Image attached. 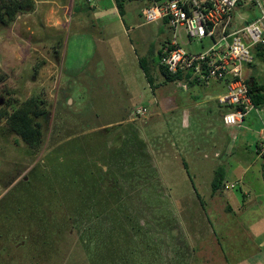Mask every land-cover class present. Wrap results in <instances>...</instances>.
<instances>
[{"label":"rangeland","instance_id":"rangeland-1","mask_svg":"<svg viewBox=\"0 0 264 264\" xmlns=\"http://www.w3.org/2000/svg\"><path fill=\"white\" fill-rule=\"evenodd\" d=\"M74 4L77 10L58 27L53 5L37 4L8 27L0 26V111L5 112L0 120V264L264 262L254 238L258 212L244 222L225 209L227 195L242 199L239 183L215 195L211 188L217 169L224 171L225 186L234 184L235 175L247 168L239 154L244 147L238 148L243 128L220 124V131L213 116L207 128L200 121L184 137L166 130V114L151 120L148 113L137 112L131 123H122L126 119L121 109L126 104L121 101L124 74H134L143 82L145 104L153 100L143 74L136 73L140 66L126 69L125 63L147 50L157 65L165 40H172L162 23L145 24L141 6H149L150 1L132 0L124 18L106 14L92 23L80 18L78 9L84 10V0ZM258 14L253 6L239 9L235 20L254 21ZM181 33V45L188 51L199 53L211 46L209 39L189 44ZM245 77L264 83V63L255 61ZM151 80L154 87L165 85L158 66L152 69ZM36 94L46 101L51 122L44 144L33 154L10 130L6 112ZM259 115L257 127L264 122V109ZM225 136L236 153L215 158L214 146L210 147L222 146ZM257 136H244L252 161L257 158ZM91 143L100 144L101 152L86 157ZM172 143L176 150L179 144L188 145H183L187 155L164 158L161 153ZM139 144L144 145L140 151L134 148ZM150 145H157L155 154ZM197 151H206L208 159L197 156ZM82 156L90 163H80ZM181 160L188 162L186 169ZM255 162L246 173L249 177L264 175V164ZM87 173L101 194L107 189L113 193L103 202L104 209L90 206L89 198L90 203L77 210L76 188L68 182L70 175ZM109 175H122V179L111 176L109 188L103 191L93 179ZM231 204L235 207L234 201ZM65 213H73L72 221L62 219Z\"/></svg>","mask_w":264,"mask_h":264},{"label":"built area","instance_id":"built-area-1","mask_svg":"<svg viewBox=\"0 0 264 264\" xmlns=\"http://www.w3.org/2000/svg\"><path fill=\"white\" fill-rule=\"evenodd\" d=\"M255 7L258 17L242 24L235 20L239 9ZM146 24L165 22L172 40L164 49L161 65L173 75H181L183 88L190 82L210 84L222 82L226 92L219 102L228 107L224 124L242 127L252 112L263 109L254 105L245 77L246 69L253 64V48L264 45V4L261 0H164L153 1L143 10ZM189 40L209 39L211 46L196 53L181 45L182 33ZM147 113L146 108L137 110L138 115ZM258 150L264 152V129ZM235 184L225 188L233 189Z\"/></svg>","mask_w":264,"mask_h":264},{"label":"crops","instance_id":"crops-1","mask_svg":"<svg viewBox=\"0 0 264 264\" xmlns=\"http://www.w3.org/2000/svg\"><path fill=\"white\" fill-rule=\"evenodd\" d=\"M35 4L45 5V8L48 5H53L51 7L54 8L55 14L57 16L58 23L55 25L58 27L60 24H63L62 21H65V19H68V14L75 12L77 10L75 6L76 0H33ZM132 0H122L123 8L122 11H120L117 0H84L85 8L84 10L78 9L81 14V19L86 18L91 23L96 18H104L105 15H118L119 17L124 18L126 15V8H129V3ZM86 6L88 7L86 9ZM144 6H141V16L143 18V8ZM147 7V6H146ZM49 10H45V13H48ZM31 13V12H30ZM78 14V15H79ZM84 14V15H83ZM106 22L103 21V24ZM162 23L164 26H167L165 22H159ZM146 24V23H145ZM104 26V25H103ZM106 26H104L105 28ZM169 29V28H168ZM170 31V30H169ZM171 32V31H170ZM101 34V33H100ZM102 35V34H101ZM171 41L165 40L166 45L164 48L167 47V45ZM146 51V54L137 55L136 57L132 58L130 62H126V69L130 65L131 68L136 64L140 66L141 71H136V73L143 74L142 76L145 78V82L149 84L150 91L153 93V100L145 104V86L143 85V82L138 81V79H135L134 74H127L123 75L122 79H124V89L122 90L123 93H121V101H126V104L121 105V109H125L124 116L126 119L122 121V123H131L133 121V116L136 114L137 110L140 108H146L148 116L151 117L150 119L153 120L154 117H164L163 115L166 114V126L167 131H174V132H181L187 137L190 136L193 133V127L196 123H199L200 121H203V127H205L208 121L212 119L214 116V120L218 119V127L221 131L220 124H223L225 127H228L224 124L223 117L228 112V107L223 106L219 99L220 97L226 92V86L222 82H212L210 84H198L195 82H190L188 84L187 88L182 87V83L180 82H168L165 83V85L161 87H154L152 86V80L151 77L148 79L146 76L143 68L140 65V59L142 57H145L149 54V52ZM161 64V59L160 63ZM157 66V65H156ZM260 115L256 112H252L246 121L244 122L243 126L241 128L244 129V134L241 136L240 146L238 148H241V146L244 147L243 150L239 151V154L241 155V158L244 160L243 163L247 164V168L245 169L244 173L242 175H235V183L240 185V191H242V199L238 200V198L235 195H227V205L225 206V209H228L229 213H234L238 217L243 218L244 222H250L256 215L255 213L260 216L257 219H260V221H254L253 225L256 226L255 233V245L260 255L264 254V175H253L249 177V175H246L252 168L254 167V164L256 159L260 160L262 164H264V159L262 158V155L264 152L258 150V147L260 143L262 142V138L260 136L261 131L264 129V122L260 124L259 127H257V119L260 120ZM126 125V124H125ZM208 126V124H207ZM206 126V128H207ZM210 126H212L210 124ZM213 127V126H212ZM203 129V128H202ZM152 131V130H151ZM255 133L257 136V142L255 145V153L257 155V158H254V160H251V157L247 155L248 148H249V141L247 138H244V136ZM224 134V132H223ZM226 143H224L222 146L214 143L210 148L213 146V154L215 158H221L222 156H231L235 154V149L232 148V143L228 142V137L225 136ZM185 144H179V150H176L177 148L172 143L171 148H165V152H162L161 155L164 156V158H167L170 154L175 153L177 156L179 155H187L188 153L185 148L183 147ZM188 148V145H185ZM217 146V147H216ZM152 147L151 154H155L154 147H157V145H150ZM216 147V148H215ZM242 147V148H243ZM215 148V150H214ZM169 149V150H168ZM198 150V149H197ZM158 152V151H157ZM197 156L200 158L203 157V159L207 160L209 156H207L206 151H197L195 152ZM203 154V155H202ZM200 161V160H199ZM197 162V164L199 163ZM188 164V162H187ZM183 164V161L181 160V165H184L183 168L186 169L185 165ZM190 168L192 169L191 165ZM189 168V173H190ZM188 173V171H187ZM215 173V172H214ZM234 183V184H235ZM229 185V184H227ZM225 185V187L227 186ZM244 188V191H243ZM226 189V188H225ZM227 190V189H226ZM230 189H228L229 191ZM231 201L235 202V207L232 206ZM250 219V220H247ZM263 220V221H261ZM259 223V224H257ZM251 225V227L253 226ZM259 257V256H258ZM244 260L241 264H247ZM258 264H264L259 259Z\"/></svg>","mask_w":264,"mask_h":264},{"label":"trees","instance_id":"trees-1","mask_svg":"<svg viewBox=\"0 0 264 264\" xmlns=\"http://www.w3.org/2000/svg\"><path fill=\"white\" fill-rule=\"evenodd\" d=\"M149 1L150 4H152L153 1L160 2L164 0H149ZM117 4L120 11H122L123 8L122 0H117ZM34 8H35V3L33 0H0V26L8 27L10 24H12L17 20L20 14L33 12ZM163 52L164 50H161L159 52L160 59H162L163 57ZM253 54H254V62L249 67L251 68L254 67L255 61L264 63V45L253 48ZM140 65L143 68L148 79H150L152 69L156 66L153 60L150 59V53L147 56L142 57L140 59ZM157 66L159 67V71L162 74L166 83L177 82L182 79V76L179 74L173 75L169 73L167 68L164 67L163 65L157 64ZM246 82L249 86V93L253 100L254 105L258 108L264 109V83L258 82V80L256 79H251V80L247 79ZM4 113L0 111V120H2ZM6 114H8L7 124L10 130L19 138L22 139V141L29 147V149L33 154L39 152L40 148L44 144L45 132L47 128L50 126V122H51L50 112L47 110L46 101L42 99L40 95L37 94L32 95L30 98L25 100L20 106H18V108L14 109L10 113L6 112ZM76 146L80 147V145L78 144ZM100 146H101L100 144H92V143L89 144V147L87 149L88 150L90 149V153L87 150L86 157H88V154L99 155V153L101 152ZM94 147L96 148V151L92 152ZM136 147L137 150L140 151L142 150L144 145L139 144V146H135L134 148ZM78 156H80V153L78 154ZM262 158L264 159V153L262 155ZM81 160L90 163V161H88L86 158H83V156L80 158V161ZM80 163H82V161ZM185 167L187 168V165H185ZM85 172H88V170ZM188 174L190 175L189 172ZM70 176H71V181H69L68 184H72L76 188L77 202H78L77 210L79 206L82 205L85 206V204L90 203V201H88L89 198H91L92 201L90 206L95 207L94 205H100L99 209H104L102 204H104L103 202L105 201V199L106 198L108 199L110 196H113V193L110 194L108 192L107 188L109 187L107 186V182L112 181L111 176H113L114 179L116 178L119 182L120 179H122V175L119 176L109 175V177L107 178L105 177L94 178L93 180L96 182L97 186L101 190L105 191L107 189L105 191V195H103L100 193L98 189L93 187L94 184L90 182L91 179L89 173H87V175L78 174V175H70ZM223 182H224V171L221 168H219L215 171V175L211 183L212 194L215 195L218 192L223 191V189L225 188ZM89 189L90 191H88ZM197 198L200 200L201 205L204 206L201 197L198 194H197ZM66 218L69 220V222L72 221L73 213L71 214L65 213L64 215H62L63 220ZM71 224L72 223H69V226H71Z\"/></svg>","mask_w":264,"mask_h":264},{"label":"water","instance_id":"water-1","mask_svg":"<svg viewBox=\"0 0 264 264\" xmlns=\"http://www.w3.org/2000/svg\"><path fill=\"white\" fill-rule=\"evenodd\" d=\"M0 105H2V101H0Z\"/></svg>","mask_w":264,"mask_h":264}]
</instances>
